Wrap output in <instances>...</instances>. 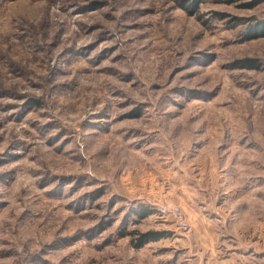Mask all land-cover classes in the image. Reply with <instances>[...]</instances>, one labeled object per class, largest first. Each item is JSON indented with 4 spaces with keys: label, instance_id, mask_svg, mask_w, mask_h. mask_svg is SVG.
<instances>
[{
    "label": "rangeland",
    "instance_id": "rangeland-1",
    "mask_svg": "<svg viewBox=\"0 0 264 264\" xmlns=\"http://www.w3.org/2000/svg\"><path fill=\"white\" fill-rule=\"evenodd\" d=\"M191 2L0 0V264H264V0Z\"/></svg>",
    "mask_w": 264,
    "mask_h": 264
},
{
    "label": "trees",
    "instance_id": "trees-1",
    "mask_svg": "<svg viewBox=\"0 0 264 264\" xmlns=\"http://www.w3.org/2000/svg\"><path fill=\"white\" fill-rule=\"evenodd\" d=\"M199 0H192L191 3L184 5L186 8H195V6L198 4ZM255 29L252 32V35L254 37L262 36L264 34V22H259L255 27ZM150 212H148L146 209L140 210L138 214L140 216H146ZM158 234L155 232H147V233H142L137 237V242L135 243L136 247H142L146 243L150 242L151 240H155L158 238Z\"/></svg>",
    "mask_w": 264,
    "mask_h": 264
},
{
    "label": "crops",
    "instance_id": "crops-1",
    "mask_svg": "<svg viewBox=\"0 0 264 264\" xmlns=\"http://www.w3.org/2000/svg\"><path fill=\"white\" fill-rule=\"evenodd\" d=\"M216 261H212L211 264H225L224 261H218L217 259H214ZM191 264H204L203 261H193Z\"/></svg>",
    "mask_w": 264,
    "mask_h": 264
},
{
    "label": "built area",
    "instance_id": "built-area-1",
    "mask_svg": "<svg viewBox=\"0 0 264 264\" xmlns=\"http://www.w3.org/2000/svg\"><path fill=\"white\" fill-rule=\"evenodd\" d=\"M174 210H175L176 213L179 214V217L183 216L181 210L179 209V207H176Z\"/></svg>",
    "mask_w": 264,
    "mask_h": 264
}]
</instances>
